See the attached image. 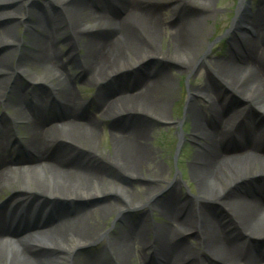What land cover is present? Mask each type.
Segmentation results:
<instances>
[{
    "label": "bare ground",
    "instance_id": "1",
    "mask_svg": "<svg viewBox=\"0 0 264 264\" xmlns=\"http://www.w3.org/2000/svg\"><path fill=\"white\" fill-rule=\"evenodd\" d=\"M158 2L43 0L39 9H28L35 29L30 42L34 47L30 63L33 67L43 68L45 75L49 76L29 79V84L46 87V79H53L56 84L49 89L50 94L48 90L47 96L29 94L26 88H15L13 101L16 107L10 119L26 121L30 135L20 146L19 153L23 151V155L18 163H12L11 157L0 154V194L14 186L23 192L6 208H0L2 264H90L93 261L81 258L80 252L102 239L99 223L86 221L89 211L85 206L65 210L59 203L61 199L79 196L77 192L83 193L80 197L87 199L106 200L107 195L116 194L111 180L113 176L140 178L141 169L152 160L145 143L148 127L141 123V111L128 108L132 107L131 101L143 102L151 108L154 104L150 95H144L146 92L131 96L124 91V95L112 100H96V112L85 115L78 111L79 99L71 74L74 68L71 70L70 66L80 64V75L89 83L108 77L124 63L123 54L127 52L134 56L139 54V57L141 53L151 54L155 49L156 35L161 33L159 25L163 24L158 10H155L159 7ZM171 3L170 25L174 30L170 50L175 48L176 52L181 48H192L194 38L191 33L201 17L189 20L184 15L189 4L187 0H173ZM3 6L0 35L4 33L7 37L0 53L2 93L16 80L18 72L28 71L30 67L24 70L21 60L16 65L9 63L21 47V42L10 35V30L23 21L19 10L24 9L26 0H4ZM14 6L16 8L12 9ZM256 19L258 22L253 31L249 23H244L245 34H251L252 38L234 47L228 59L213 64L215 70L220 71L219 78L229 79L228 85L241 86L251 96L253 91L247 86L255 87L254 94L264 90V13L259 11ZM64 21H68V25L60 33ZM89 23L101 25L109 33L107 38L96 39ZM56 42L66 49H57ZM80 49L85 51L83 56L79 55ZM175 52H171L175 56L168 57L175 61L182 59V54ZM227 89L206 86L202 90L201 93L210 100L213 119L209 125H204L201 118L195 122L196 139L203 142L202 151L196 153L192 167L201 178L203 188H211L215 191L213 193L218 192L216 187L219 188V202L223 209L222 215L217 217L203 211L205 250L214 264H264V258L257 254L259 247L261 250L264 247L263 242L253 236L256 234L250 227L251 222L264 218V186L250 184L246 188L248 193L225 195L230 186L244 179L245 170L252 169L255 175L264 174V128L254 139L246 138L244 141L243 134L231 126L232 120L239 118L242 111L222 118L218 109L228 97ZM121 118L125 122L112 127V148L104 152L99 139L103 122ZM48 121L52 124L47 126ZM11 132V128L6 126L0 136L1 140H6L0 143L2 154L10 145L8 137ZM157 168L160 175L164 174V166L159 164ZM223 180H230L227 186L223 187ZM201 193L207 194L206 191ZM165 205L162 210L166 220L157 228L153 244L157 254L163 257L161 264H172L175 260L180 264L190 248L182 244L183 240L177 241L178 234L185 235L191 231L189 224L198 212L191 205L190 208L186 206L187 202L182 205L181 201L170 200ZM112 208V204H106L99 209L100 214L106 215ZM64 215L72 216L63 218ZM229 218L235 226L232 231L227 229L226 220ZM144 235L139 225L137 231L119 232L114 238L108 237L105 250L109 252L110 261L102 264H130L136 243Z\"/></svg>",
    "mask_w": 264,
    "mask_h": 264
},
{
    "label": "rangeland",
    "instance_id": "2",
    "mask_svg": "<svg viewBox=\"0 0 264 264\" xmlns=\"http://www.w3.org/2000/svg\"><path fill=\"white\" fill-rule=\"evenodd\" d=\"M1 1L4 2V0H0V11H3L4 6ZM42 1L26 0L24 9L19 10L23 21L10 30V35H14V38L21 42L19 53L9 60L10 65H16L17 61L21 60L20 65H24V70L30 66L28 71L18 72L16 80L7 89H4L3 93L0 92V98L3 102V105L0 106V136L4 133L6 126L12 130L8 137L10 145L5 149L4 154L1 152L0 154L8 158L11 157L12 163H18L19 158L23 155V151L19 153L20 146L22 143H26L30 135L26 121H12L10 119L13 109L16 107L13 101L15 88H26L29 94L47 96L56 84L53 79L45 80L46 87L42 84L37 85V83L29 84V79L49 77L45 75L43 68L33 67L30 63V56L34 49L30 42L35 29L28 9L30 7L39 9ZM158 1L159 7H156L155 10H158L157 14L163 24L159 25L161 33L156 35L155 49L151 48L153 50L151 54L141 53V57H139V54L134 56V54L127 52L123 54L124 63L118 66L108 77L96 79L89 83L80 75V64L70 66L71 70L72 67L74 68L71 74L74 78L73 86L79 99L80 109L78 111L85 115L96 112L94 110L96 100L103 98L112 100L124 95V91L131 96L143 95L146 92L144 95H150L154 104V108H151L143 102L137 104L131 101L132 107L128 108L132 111H141V123L148 127L145 143L152 160L141 169L140 178L130 179L120 174L113 176L111 180L114 183L116 194L107 195L108 199L106 200L103 198L87 199L80 197L83 193L77 192L79 196L61 199L62 201L59 203L65 210H72L71 207L78 209L85 206V209L89 211L87 214L89 218L86 221L91 220L99 223L102 239L94 246L84 248L80 252L81 258L93 260L90 264L109 262V252L105 250L107 238H114L119 232L137 231L139 225L140 231H144L145 235L141 236L136 243L130 264H161L163 257L155 251L156 246L153 244V240L157 228L166 220L162 207L166 206L165 203L170 200L181 201L182 205L183 202H187L186 206L190 208L191 205L198 212L189 224L191 231L185 235L178 234L177 241L183 240L182 244H187L190 248L188 255L181 263L214 264L205 250L206 236H204L205 233L202 228L205 223V211L214 217L222 215L223 209L219 202L220 190L216 187L218 192L213 193L215 191H212L211 188H203L200 185L201 178L192 167L196 153L202 151L203 142L196 139L195 122L201 118L204 125H209L213 119L210 100L201 93L202 90L206 86L229 88V90L227 89L228 97L220 105L218 113L223 119H226L236 111H242L239 118L232 120L231 126L234 125L243 134L244 141L246 138L254 139L255 135L264 128V90L260 94H254L255 87L247 86L246 88L253 91L251 96L241 86L228 85L229 79L219 78L218 72L220 71L218 69L216 71L213 66V64L222 63L223 60L228 59L234 47H239L241 42L246 43L252 38V35L249 34L248 37L241 39L240 29L244 22L248 21L251 29H254L258 22L256 19L258 12L264 13V0H187L189 4L184 10V15L189 20L190 18H201L195 22L196 25L191 33L194 38L192 48H189L190 50L181 48L180 51H176L183 56L179 61L168 57L175 56L174 53H171L175 52V48L170 50L171 43H173L171 35L174 30L173 25H170V17L173 14L171 2L173 0ZM243 5L249 10H242ZM93 7H95L94 4ZM15 8L14 6L12 9ZM190 15L192 16L189 17ZM238 15H240V19L236 20ZM67 25L68 21H64L60 27V33L64 31V27ZM88 26L96 39L107 38L109 33L102 29L101 25L89 23ZM5 37L7 36L4 33L0 35V53ZM55 47L66 49V46L58 42L55 43ZM84 53L85 51L80 49L79 55L83 56ZM153 53L156 56L152 55ZM20 55L21 57H19ZM25 64L28 66L26 67ZM144 81L146 87L142 89V82ZM242 83L245 84V82ZM57 111L59 110L56 106L55 113ZM124 122V118L103 122V131L99 139L101 149L104 152L112 148L110 135L112 127L119 126ZM50 124H52L50 121L46 123L47 126ZM3 141L6 140L0 139V143ZM179 144L181 147L177 151ZM159 164L164 166V174L160 175L158 172L157 166ZM244 172V179L230 186L225 192L226 196L248 193L246 188L250 184L264 186V174L255 175L252 169ZM223 181L224 187L230 180ZM14 188L15 186L5 189L0 194V208H6L10 201L23 194ZM201 191H206L207 194H203ZM148 192L151 194L146 195ZM106 204H112L113 208L106 215L100 214L99 209ZM67 215L62 217L72 216ZM226 223L227 229L232 231L235 226L231 219H227ZM250 227L256 234L253 236H257V239L260 238L264 245V218L251 222ZM232 236L235 237V235ZM233 237L231 238L233 239ZM257 254L264 258V247L262 250L259 247ZM2 262L0 260V264ZM172 264H176V260Z\"/></svg>",
    "mask_w": 264,
    "mask_h": 264
}]
</instances>
